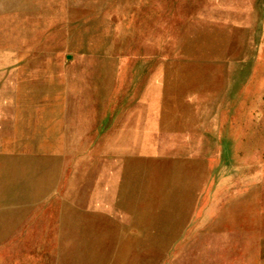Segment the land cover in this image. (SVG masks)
<instances>
[{
	"label": "rangeland",
	"instance_id": "374dc122",
	"mask_svg": "<svg viewBox=\"0 0 264 264\" xmlns=\"http://www.w3.org/2000/svg\"><path fill=\"white\" fill-rule=\"evenodd\" d=\"M38 1L0 15V264H264V0Z\"/></svg>",
	"mask_w": 264,
	"mask_h": 264
},
{
	"label": "bare ground",
	"instance_id": "6f19581e",
	"mask_svg": "<svg viewBox=\"0 0 264 264\" xmlns=\"http://www.w3.org/2000/svg\"><path fill=\"white\" fill-rule=\"evenodd\" d=\"M18 0H0V15H7V16H14V15H17V14H31V13H40L39 10H37V8H33V9H30L29 7H27V5L24 6V4H19L17 6V3ZM44 2V0H42V2L38 1V3H36V5L39 7L40 4H42ZM25 3V2H24ZM26 4V3H25ZM32 6V4H31ZM15 7H18V9L15 11ZM28 8V9H27ZM15 18V16L13 17ZM8 18L7 19H3L0 17V45H8V46H11L14 44V41H15V36H13L14 32H16V30H19L20 28L24 29L26 28L25 25L23 24H26L27 21H23V22H20L18 20H12V21H8ZM30 25V23L28 24ZM37 25V24H36ZM34 25V26H36ZM38 27V26H36ZM37 30V29H36ZM6 32V33H5ZM21 46V45H20ZM188 48V46H186ZM10 48V47H9ZM7 49V48H6ZM21 50V49H20ZM184 48L181 49V51H183ZM16 52V51H15ZM191 52V50H190ZM3 56V55H2ZM6 56V55H5ZM1 57V56H0ZM39 58V57H38ZM3 59V58H2ZM8 61V60H7ZM4 62V61H3ZM9 62V61H8ZM35 62V61H34ZM1 63V62H0ZM7 63V62H6ZM45 72V70H44ZM32 73V72H31ZM9 74V72L7 73ZM39 76V75H38ZM37 76V77H38ZM40 77V76H39ZM5 79V78H4ZM9 79V78H8ZM3 82V81H2ZM5 82V81H4ZM11 86V85H10ZM4 89V88H3ZM1 95V94H0ZM56 150V149H55ZM171 151V150H170ZM166 154V153H165ZM152 156V155H151ZM152 158V157H151ZM165 158V157H164ZM167 159V158H166ZM166 162V161H165ZM164 162V163H165ZM144 165V164H143ZM158 166V165H157ZM145 168V167H144ZM146 169V168H145ZM125 170V169H124ZM148 170V169H147ZM171 171V170H170ZM165 173V172H164ZM174 173V172H173ZM159 175V174H158ZM167 176V174H166ZM157 177V176H156ZM162 178V177H161ZM160 178V179H161ZM126 180H128L126 177H124L123 181L121 180L119 184H117L115 187H114V190H117V191H121L123 188H127V185L128 183H125ZM155 180V179H154ZM157 180V179H156ZM153 182V181H152ZM157 183V182H156ZM151 184V183H150ZM152 185V184H151ZM156 186V184H154ZM129 186V185H128ZM149 187V186H148ZM147 187V188H148ZM160 189V188H158ZM163 190V189H161ZM142 192V191H141ZM150 192V191H149ZM152 193V192H151ZM155 195V194H154ZM142 196V195H141ZM139 197V196H138ZM156 196H154L155 198ZM144 198V197H143ZM118 202V201H117ZM139 202V201H138ZM151 202V201H150ZM153 203H154V200H153ZM135 204V203H134ZM133 204V205H134ZM145 205V204H144ZM142 206V205H140ZM154 206V205H153ZM155 207V206H154ZM148 208V207H147ZM146 208V209H147ZM155 209V208H154ZM149 211V210H148ZM150 212V211H149ZM152 213V212H151ZM150 213V214H151ZM150 217V216H149ZM148 222V221H147ZM149 223V222H148ZM153 223V222H152ZM151 227V226H150ZM237 227V226H236ZM241 228V227H240ZM246 230V229H245ZM236 231V230H235ZM239 231V230H238ZM242 231V230H241ZM231 232V231H230ZM236 233V232H235ZM235 235V234H234ZM233 235V236H234ZM232 236V237H233ZM240 236V235H239ZM244 236V235H243ZM241 238V237H239ZM238 238V239H239ZM234 239V237H233ZM243 239V238H242ZM236 241V240H235ZM121 242V241H120ZM119 242V243H120ZM217 243V242H216ZM215 243V244H216ZM139 245V244H138ZM218 245V244H217ZM140 246V245H139ZM140 249V248H139ZM194 249V247H193ZM218 249V248H217ZM141 250V249H140ZM214 250V249H213ZM120 251V250H119ZM139 251V250H138ZM194 251V250H193ZM211 251V250H210ZM215 252V251H214ZM113 253V252H112ZM116 253V252H114ZM127 253V251H126ZM191 254V253H190ZM215 254V253H214ZM115 255V254H114ZM120 256V255H119ZM126 256V254H123V257L121 260H124V257ZM216 256V255H215ZM216 261V260H215ZM135 263V262H134ZM192 263V262H191Z\"/></svg>",
	"mask_w": 264,
	"mask_h": 264
},
{
	"label": "crops",
	"instance_id": "0c3cea01",
	"mask_svg": "<svg viewBox=\"0 0 264 264\" xmlns=\"http://www.w3.org/2000/svg\"><path fill=\"white\" fill-rule=\"evenodd\" d=\"M4 120H0V124L3 122Z\"/></svg>",
	"mask_w": 264,
	"mask_h": 264
}]
</instances>
